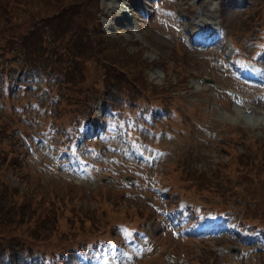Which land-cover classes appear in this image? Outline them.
Instances as JSON below:
<instances>
[{
	"label": "rangeland",
	"instance_id": "rangeland-1",
	"mask_svg": "<svg viewBox=\"0 0 264 264\" xmlns=\"http://www.w3.org/2000/svg\"><path fill=\"white\" fill-rule=\"evenodd\" d=\"M60 1L64 6L73 7L66 6L68 14H62L58 21L64 49L58 41L51 53L56 49L64 59L72 53L85 57L81 66L85 72L78 73L76 65L69 70L68 77L71 82L84 78L78 90L90 91L92 105L87 113L102 120V125L99 124L89 139L104 147L107 155L95 159L88 154L93 162L86 165L70 151L59 155L56 146L62 140L60 136L48 133L36 139L37 129L41 127L35 120L38 111L32 105L33 110H28V115L33 122H28L24 115L15 113L14 105L20 102L11 99V95L19 94L18 86L26 83L28 74H13L7 89L11 95L1 99L3 104H0V121L8 127L0 136V148L4 150L6 146L3 153L12 160L3 180L18 190L32 193L36 199L42 198V188L56 194L49 207L42 202L39 208L45 209L53 220L48 223L46 240L34 242L22 236L23 241L33 246L30 250L44 253L66 250L61 264H77V259L73 261L76 257L71 251L73 248L97 245L101 240L90 242L97 239H116L115 227L122 222L136 228L143 226L150 232L154 244L140 239L142 249L129 248L121 254L110 255L109 261L99 258L90 261L91 264L249 263L253 247L245 246L243 234L233 228L225 232L220 227L214 233H209L207 228L198 232L194 226L196 221L190 219L182 225L188 237L176 240L164 235L165 230L159 235L165 223L159 222L157 213L140 200L145 193H150L164 210L168 193L163 186L154 189L162 182L171 187L169 201L173 203L188 199L203 208L221 210L225 218H231L237 214L241 217L243 203L251 199L248 207L256 206L253 201H257L264 212V173L257 175L258 183L243 179L247 182L246 191L240 180L233 179L241 175L239 163L248 165L264 159V15L261 10L264 0ZM77 16L91 18L94 22L83 19L81 23ZM200 18L204 22L199 23ZM206 23L211 26L209 35L206 41L197 43L193 35L199 24L204 27ZM94 27L101 34L92 38L89 34ZM72 32L76 34L70 36ZM211 39L213 43L209 44ZM5 40L4 34L1 43ZM96 41L105 44L97 48L98 56H94L96 53L92 50ZM37 42L31 43L37 52L48 50V45L42 48ZM13 53L10 51L6 57ZM113 60L120 62L123 69L115 66ZM150 72L156 78L163 72V83L149 80ZM253 77H261L262 82L252 80ZM38 80L40 83L41 77ZM32 98L49 103L45 101L48 94L43 91L36 92ZM66 105L60 104V108ZM108 105L120 109L122 114L115 115ZM58 107L59 104L52 107L54 110L46 115V122L58 125L59 129L72 127L62 121L70 120L72 111L66 109L60 119ZM135 107L137 111L133 110ZM147 107H153L157 113L152 117L142 114ZM147 116L149 118L145 119ZM42 117L45 123V116ZM128 118L133 122L128 123ZM124 124L132 128L131 134L135 135L131 136L130 131L127 134L122 127ZM25 126L33 133L29 134L31 150L15 133ZM123 134L138 139L142 147L132 145ZM38 159L48 161V166L40 168ZM35 166L38 168L34 170ZM128 175H134L135 179L128 177L129 182H126ZM125 183L132 186L135 201L109 187H123ZM39 209H29L30 214H38ZM243 220L263 223L264 215L247 213ZM23 229L20 224L0 234V246L11 245L9 242L17 239V233L21 234ZM192 237L201 241H194ZM161 241L166 242L165 247H161ZM209 245L217 252L209 249ZM243 251L248 252L247 258L241 257ZM255 255L258 262L264 264V252L258 251ZM10 260L8 263L0 259V264H18L14 258Z\"/></svg>",
	"mask_w": 264,
	"mask_h": 264
},
{
	"label": "trees",
	"instance_id": "trees-1",
	"mask_svg": "<svg viewBox=\"0 0 264 264\" xmlns=\"http://www.w3.org/2000/svg\"><path fill=\"white\" fill-rule=\"evenodd\" d=\"M32 1L33 0H0V99H4L5 96L11 95L8 94L7 89L9 81L13 79L15 69L20 67L31 72L39 73L43 75L44 81L46 82L45 88L48 94H52L51 102L55 103V106L59 104L58 117L60 119L64 117V112L68 109V111H72L71 113H73V116L70 120L62 121L74 127L77 125L78 127H82V123H87L85 120L93 118L92 115L87 113L89 105H92L91 96L89 95L90 91L86 89L85 92L78 90L84 78L79 80L75 79L71 82L68 74L69 70L76 65L78 66V73H84L85 71L82 72L81 66L83 65L82 60L85 57L78 56V53L75 52L77 54L72 53L68 58L64 59L61 57V52L56 49L51 53V48H55L58 41L61 42V48L64 49V41L59 38L60 28L58 21L62 14H68L66 6L73 7V5L69 4L64 6L60 0H38L42 5ZM261 10H263L262 15H264V5L261 6ZM77 18L81 23L83 19L91 23L94 22L93 19L88 17H83L82 19V17L77 16ZM96 27L99 29L100 24L97 23ZM97 29L94 27L90 31V37L93 38L97 33L101 34ZM4 34L7 40L1 43L2 35ZM73 34L76 33L72 32L70 36ZM35 40L38 41L39 47L44 48V46L48 45V50L37 52V50L33 49L31 43ZM103 46L105 47V44L102 42H93L92 50L94 49L96 53L94 56L99 54L97 48ZM10 51L14 53L7 58L6 56L7 54L9 55ZM87 59L88 58H86V60ZM113 63L119 69H123L120 62L113 60ZM79 77H82V75ZM12 97L14 96H11V99H13ZM0 104H3V102H0ZM60 104L67 105L61 109ZM24 107L26 106L21 108ZM15 113H17V111H15ZM77 115L78 118L74 119ZM1 122L2 121H0V123ZM78 127H76V129H78ZM4 128L8 129L2 122L0 136L3 135ZM19 131L23 130L20 129ZM5 148L6 146H3L4 150L0 148V234L6 233L7 229L11 227H18L20 224L24 229L21 234L17 233L18 240L14 239L9 242L11 245L8 244L7 247H4V245L0 246V256L2 254L13 255L14 253H21L20 250H30L33 246H29V243L27 244L26 241H23L24 238L34 240V242L40 241V239L41 241L46 240V234L49 231L48 226L53 220L45 209L39 208L42 207V202L47 204L46 207H49V204L53 203L56 198L55 193L49 188H42L41 185H39V187L44 191L42 192L43 194H40L42 198L36 199L32 193L18 190L10 184L5 183L3 180L6 174L5 172L10 170L9 168L12 165V160H8L3 153ZM239 166L242 167L241 175L233 179L240 180L243 185V191H246L248 186L247 182L243 179H253L252 181L258 183L256 177L264 173L262 172L264 169V159L252 161L248 165H245L244 162L239 163ZM20 171L22 170L20 169ZM25 172L28 174L27 170H25ZM12 173L13 171L11 170V174ZM229 182L230 181H228L229 185H227L229 188L228 190L231 188V183ZM254 203H256L257 207L247 208V210L250 211L249 213L264 215L263 209L258 206L257 201H253V204ZM180 204H183L185 208L187 206L184 202L178 205ZM31 208L34 210L39 209L40 212L38 214H30L29 209ZM253 216L257 217V215ZM31 217H35L34 221L30 220ZM11 232L14 233V231ZM22 236L24 238H22ZM64 251L65 250L58 251L55 254H46L49 257L60 258Z\"/></svg>",
	"mask_w": 264,
	"mask_h": 264
},
{
	"label": "bare ground",
	"instance_id": "bare-ground-1",
	"mask_svg": "<svg viewBox=\"0 0 264 264\" xmlns=\"http://www.w3.org/2000/svg\"><path fill=\"white\" fill-rule=\"evenodd\" d=\"M199 23H202L204 22L203 19L200 18V20H198ZM211 29V26L210 25H207L206 23V26L204 25H201L199 24V27L197 28L195 34L193 35L195 38L194 40H196L198 43H201L203 42L207 36L209 35L208 31Z\"/></svg>",
	"mask_w": 264,
	"mask_h": 264
},
{
	"label": "clouds",
	"instance_id": "clouds-1",
	"mask_svg": "<svg viewBox=\"0 0 264 264\" xmlns=\"http://www.w3.org/2000/svg\"><path fill=\"white\" fill-rule=\"evenodd\" d=\"M163 76H164V73L160 72L159 73L160 78H156V75L154 73L150 72L148 74V79L151 80L152 82L156 83V84H161V83H163Z\"/></svg>",
	"mask_w": 264,
	"mask_h": 264
}]
</instances>
